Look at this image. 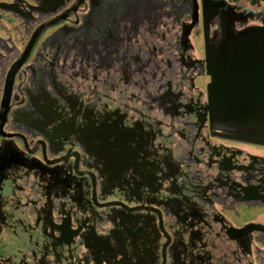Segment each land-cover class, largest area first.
<instances>
[{
  "label": "flooded vegetation",
  "instance_id": "obj_1",
  "mask_svg": "<svg viewBox=\"0 0 264 264\" xmlns=\"http://www.w3.org/2000/svg\"><path fill=\"white\" fill-rule=\"evenodd\" d=\"M212 8L0 0V264H264V117Z\"/></svg>",
  "mask_w": 264,
  "mask_h": 264
},
{
  "label": "rangeland",
  "instance_id": "obj_2",
  "mask_svg": "<svg viewBox=\"0 0 264 264\" xmlns=\"http://www.w3.org/2000/svg\"><path fill=\"white\" fill-rule=\"evenodd\" d=\"M212 9L213 62L217 59L219 65L227 66L232 59H251L255 60L252 68L264 71V0L257 5L246 0H213ZM242 76L238 72L235 81L243 82Z\"/></svg>",
  "mask_w": 264,
  "mask_h": 264
},
{
  "label": "water",
  "instance_id": "obj_3",
  "mask_svg": "<svg viewBox=\"0 0 264 264\" xmlns=\"http://www.w3.org/2000/svg\"><path fill=\"white\" fill-rule=\"evenodd\" d=\"M254 61H252L251 59H232L229 60V64L225 66V68L230 71V74L234 78V81L235 75H237L238 72H241V75H243V82L237 80L235 81V83L239 85L240 90H242L239 92H234L233 95L244 99L250 112H252V110L254 109L251 108L252 106H254V100L259 101L260 105L257 107L260 109L261 115L264 117V85L261 82L260 84L252 82L255 78L257 79L258 74L262 75L263 80L261 81L264 82V71H261L257 68H252L253 66L251 65V63H254ZM240 108L241 107H239L238 105H234L235 110H240Z\"/></svg>",
  "mask_w": 264,
  "mask_h": 264
}]
</instances>
